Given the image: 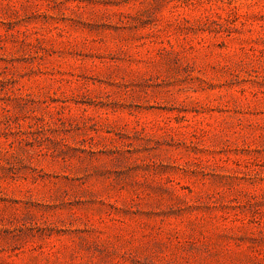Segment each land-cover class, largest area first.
I'll use <instances>...</instances> for the list:
<instances>
[{
	"label": "rangeland",
	"instance_id": "1",
	"mask_svg": "<svg viewBox=\"0 0 264 264\" xmlns=\"http://www.w3.org/2000/svg\"><path fill=\"white\" fill-rule=\"evenodd\" d=\"M0 264H264V0H0Z\"/></svg>",
	"mask_w": 264,
	"mask_h": 264
}]
</instances>
